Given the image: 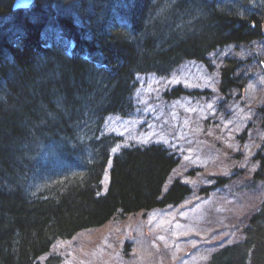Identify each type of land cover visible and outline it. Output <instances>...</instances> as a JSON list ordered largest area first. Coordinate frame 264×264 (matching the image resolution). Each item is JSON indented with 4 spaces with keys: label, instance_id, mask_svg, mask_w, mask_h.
Listing matches in <instances>:
<instances>
[{
    "label": "trees",
    "instance_id": "1",
    "mask_svg": "<svg viewBox=\"0 0 264 264\" xmlns=\"http://www.w3.org/2000/svg\"><path fill=\"white\" fill-rule=\"evenodd\" d=\"M13 1L0 0V264H53L43 258L55 242L191 194L178 178L166 188L173 150H115L121 138L103 131L106 119L134 109L139 77L188 61L211 69L213 53L262 39L264 14L255 0ZM241 63L221 67V92L244 88ZM189 94L200 92L179 84L164 96ZM255 157L251 185L264 187V151ZM242 234L207 264H264V200Z\"/></svg>",
    "mask_w": 264,
    "mask_h": 264
},
{
    "label": "rangeland",
    "instance_id": "2",
    "mask_svg": "<svg viewBox=\"0 0 264 264\" xmlns=\"http://www.w3.org/2000/svg\"><path fill=\"white\" fill-rule=\"evenodd\" d=\"M253 5L264 14V0ZM211 58V69L188 61L170 75L139 77L134 109L109 116L103 127L120 136L115 150L148 143L173 150L180 162L166 188L178 178L189 184L191 194L178 205L59 240L43 259L55 256L53 264H207L218 248L242 238L249 214L264 200L263 185L252 186L250 179L259 166L255 156L264 151V35L249 44H231ZM231 58L242 62L237 74L245 85L225 94L221 67ZM179 84L200 94L167 100L165 91Z\"/></svg>",
    "mask_w": 264,
    "mask_h": 264
},
{
    "label": "water",
    "instance_id": "3",
    "mask_svg": "<svg viewBox=\"0 0 264 264\" xmlns=\"http://www.w3.org/2000/svg\"><path fill=\"white\" fill-rule=\"evenodd\" d=\"M34 0H14L13 9L29 8Z\"/></svg>",
    "mask_w": 264,
    "mask_h": 264
}]
</instances>
